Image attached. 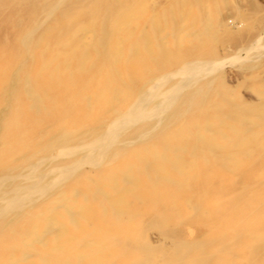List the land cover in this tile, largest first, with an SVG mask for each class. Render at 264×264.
<instances>
[{"label": "rangeland", "instance_id": "obj_1", "mask_svg": "<svg viewBox=\"0 0 264 264\" xmlns=\"http://www.w3.org/2000/svg\"><path fill=\"white\" fill-rule=\"evenodd\" d=\"M193 60L98 165L56 170ZM33 179L0 264H264V0H0V209Z\"/></svg>", "mask_w": 264, "mask_h": 264}, {"label": "bare ground", "instance_id": "obj_2", "mask_svg": "<svg viewBox=\"0 0 264 264\" xmlns=\"http://www.w3.org/2000/svg\"><path fill=\"white\" fill-rule=\"evenodd\" d=\"M28 40V39H27ZM24 48V47H23ZM246 48V47H245ZM247 49V48H246ZM215 63V62H214ZM214 63L211 62H200L197 60H193V61H187L185 63H183L181 65V67L178 69V71L173 72L171 74H181L183 75L182 79H180L177 82H173L169 85H165L163 86V84L170 79V75L167 76L166 78L164 77L163 80L158 81L157 83H155L154 85H152L150 88H148L145 92H143L140 95H137L133 101H131V103H129V105L125 108V110L123 109V111L119 112L117 114V116H115L113 118L112 121L109 122V124L107 125V127L105 128L103 135L101 136V139L99 140H95L94 142V147L99 148L97 150L96 153L91 154L90 150L86 152V154L84 155H80L77 156L73 161H71L68 164H65L63 166H60L59 168H57L56 170L59 171V173L65 175L70 174L74 169L77 170V166L82 163V162H87L89 163V167L90 165H98L107 155L108 153V149L112 146V144H114L115 142H119L120 140L117 137L118 133L121 132L122 130H125L123 128L128 127L130 124L137 122V119L139 120V117H143V116H148L151 113H154L156 111H158V108H154V109H147L146 111H141L142 106L146 105L148 103V100L150 101L151 98H163L166 99V102L174 99L177 97V95L179 94V91L184 87V85L186 83H188L189 77L191 79V77L196 76V73L202 72L205 69L208 68H212V66L214 65ZM217 63V62H216ZM217 65V64H216ZM214 67V66H213ZM194 75V76H193ZM169 77V78H168ZM172 77V76H171ZM154 100V99H153ZM176 100V99H175ZM163 101V100H161ZM173 101V100H172ZM170 103V102H169ZM165 104V103H164ZM167 104V103H166ZM163 110V109H162ZM162 112V111H161ZM161 114V113H160ZM161 118V117H160ZM143 119V118H142ZM95 139V138H94ZM123 143H129L132 141H122ZM120 143V142H119ZM87 145V143H86ZM85 145V146H86ZM126 145V144H125ZM128 145V144H127ZM81 144L77 145L76 147H71L70 150L74 151L77 149H81L84 148L85 146H82ZM85 149V148H84ZM66 151V150H65ZM120 153V151H114L113 155L115 156L116 154ZM79 168V167H78ZM74 170V171H75ZM25 175V174H24ZM27 175V174H26ZM29 175V174H28ZM71 175V174H70ZM69 175V176H70ZM68 176V177H69ZM54 177V176H53ZM67 177V178H68ZM78 180L77 178H73L71 179L70 182V187L67 188H63L60 189L59 191H57L58 196L55 194V196H49L46 198H43L41 200H39L37 203H33L31 205V207L35 210H39L40 207L45 206L48 202H51L53 200H57L59 199V197H63V196H67V193L69 194H73L76 193V189L78 185H82L84 183H87L89 180V174H85L82 175ZM60 179V178H59ZM78 180V183H77ZM58 184V183H57ZM47 185V183H39V181L33 179L30 185V188L28 189L27 192H25L22 195H17L11 198V200H9V204L7 205V207H2V210L0 209V211L4 212L5 210H9L11 208H14L15 206L18 207V205L21 204V200L25 197H29L30 192H32L35 189H43L45 186ZM54 186V185H53ZM50 188V187H49ZM16 190V189H15ZM50 190V189H49ZM13 191V190H12ZM38 193V192H37ZM36 194V193H35ZM32 197V196H31ZM36 197V196H35ZM41 197V196H39ZM34 198V197H33ZM32 198V199H33ZM10 199V198H8ZM31 201V199H30ZM33 202V201H32ZM27 203V201H26ZM58 205V203H57ZM59 205H61L62 210L65 211L69 208V203L66 204H62L60 203ZM6 206V205H5ZM4 208V209H3ZM21 208V206H20ZM23 208V207H22ZM16 210V209H15ZM30 211V210H28ZM1 212V213H2ZM9 212V211H7ZM66 212V211H65ZM6 213V212H5ZM3 214V213H2ZM67 214V213H66ZM38 216V215H37ZM55 220V219H54ZM55 222V221H53ZM62 223V222H61ZM59 224V223H58ZM54 225V224H53ZM35 229V228H34ZM45 240V239H44ZM27 241V239H26ZM59 252V251H58Z\"/></svg>", "mask_w": 264, "mask_h": 264}]
</instances>
